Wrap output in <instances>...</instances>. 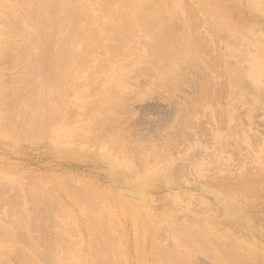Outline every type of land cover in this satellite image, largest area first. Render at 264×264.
Listing matches in <instances>:
<instances>
[{"label": "rangeland", "instance_id": "374dc122", "mask_svg": "<svg viewBox=\"0 0 264 264\" xmlns=\"http://www.w3.org/2000/svg\"><path fill=\"white\" fill-rule=\"evenodd\" d=\"M219 185L264 188V0H0V264H264L227 186L222 244L183 242Z\"/></svg>", "mask_w": 264, "mask_h": 264}, {"label": "bare ground", "instance_id": "6f19581e", "mask_svg": "<svg viewBox=\"0 0 264 264\" xmlns=\"http://www.w3.org/2000/svg\"><path fill=\"white\" fill-rule=\"evenodd\" d=\"M110 10V9H109ZM55 24H56V22H55ZM55 30V29H54ZM53 30V31H54ZM77 30V29H76ZM86 31V30H85ZM73 32H74V30H73ZM73 32L71 33V34H73ZM79 32V31H78ZM45 33V32H44ZM43 33V34H44ZM75 33V32H74ZM45 35H47V34H45ZM84 35V34H83ZM49 36V35H48ZM51 36V35H50ZM73 36V35H72ZM75 36V35H74ZM73 36V37H74ZM45 37V36H44ZM76 37H77V35H76ZM70 38H72L71 36H70ZM80 38V37H79ZM78 37H77V39H79ZM43 39V38H42ZM41 39V40H42ZM45 39H47V38H45ZM50 39V38H49ZM48 39V40H49ZM76 38H73V40H75ZM71 40V39H70ZM81 40V39H80ZM86 40V39H85ZM82 41H84V40H82ZM86 42V41H85ZM75 43V42H74ZM82 43V42H81ZM76 45H77V42H76ZM65 47H69V46H64V48ZM47 48V47H46ZM58 48V47H57ZM56 49V48H55ZM49 50V49H48ZM58 50H60L59 48H58ZM45 51V50H44ZM50 51V50H49ZM60 52V51H59ZM71 52V51H70ZM50 53H51V51H50ZM58 53V52H57ZM61 53V52H60ZM44 54V53H43ZM46 55V54H45ZM45 55H44V59H45ZM64 55V54H63ZM63 55H62V57H63ZM66 55V54H65ZM72 55V54H71ZM47 56V55H46ZM50 56V55H49ZM74 56V55H73ZM77 56V55H76ZM90 56V55H89ZM62 57H61V60H62ZM67 57V56H66ZM72 57V56H71ZM78 57V56H77ZM48 58V57H47ZM51 58H53V57H51ZM55 58H57V57H55ZM58 58H60L59 56H58ZM70 58V57H69ZM82 58V57H81ZM54 59V58H53ZM59 60V59H58ZM57 60V61H58ZM65 60H67V58L65 59ZM69 60V59H68ZM42 61V60H41ZM49 61V58H48V60L46 61H44V62H48ZM25 62V61H24ZM55 62V61H54ZM61 62V61H60ZM63 62H64V59H63ZM66 62V61H65ZM70 62V61H69ZM72 62V61H71ZM53 63V62H52ZM51 63V64H52ZM73 63V62H72ZM61 64V63H60ZM63 64V63H62ZM28 65H26V67H27ZM50 66V65H49ZM30 67V66H29ZM28 68V67H27ZM42 68H43V66H42ZM46 68V67H45ZM44 68V69H45ZM48 68V67H47ZM60 68H62V66L60 67ZM50 69V68H49ZM56 69V68H55ZM57 69H59V68H57ZM46 70V69H45ZM44 71V70H43ZM48 70H46L45 72H47ZM60 71V70H59ZM33 72V71H32ZM41 72V71H40ZM53 72H56V70L55 71H53ZM52 73V72H51ZM57 73V72H56ZM55 73V74H56ZM61 73V72H60ZM38 74H40V73H38ZM44 74V73H43ZM46 74V73H45ZM49 74V73H48ZM41 75V74H40ZM50 75V74H49ZM60 75V74H59ZM48 76V75H47ZM46 76V77H47ZM51 76V75H50ZM38 77H40V76H38ZM49 77V76H48ZM54 77V76H53ZM44 78H45V76H44ZM50 78V77H49ZM42 79V78H41ZM54 79V78H53ZM52 79V80H53ZM47 78H46V82H47ZM52 80H51V82H52ZM58 79H56V81H57ZM40 81V80H39ZM41 81H43V80H41ZM61 81V80H60ZM59 81V82H60ZM54 82V81H53ZM27 83H29V82H27ZM45 83V82H44ZM44 83H41V84H44ZM53 85H54V83H52ZM52 84H51V86H52ZM57 84V83H56ZM60 84V83H59ZM27 85V84H26ZM30 85V84H29ZM47 84H45V86H46ZM58 85V84H57ZM35 86V85H34ZM50 86V85H49ZM61 86V85H60ZM40 87V86H39ZM41 87H43L42 85H41ZM48 87V86H47ZM50 88H52V87H50ZM53 89V88H52ZM55 90V89H54ZM56 90H57V88H56ZM26 91V90H25ZM23 92V91H22ZM40 92V91H39ZM51 92V91H50ZM53 92V91H52ZM31 93V92H30ZM29 93V94H30ZM25 94V93H24ZM40 94H45V93H40ZM40 94H39V96H40ZM27 96V95H26ZM38 96V95H37ZM49 96V95H48ZM31 97V96H30ZM40 97H43V96H40ZM47 97V96H46ZM45 98V97H44ZM37 99V98H36ZM39 99V98H38ZM37 99V100H38ZM41 99H43V98H41ZM46 99V98H45ZM45 99H43V100H45ZM43 100L41 101V106H42V102H43ZM50 100V99H49ZM47 102V101H46ZM44 104V103H43ZM46 104V103H45ZM44 104V105H45ZM26 105V104H25ZM42 108V107H41ZM44 108V107H43ZM47 108V107H46ZM50 109V108H49ZM28 112V111H27ZM45 112V111H44ZM41 123H44V122H41ZM206 179H209V176H211V175H209L208 177L207 176H205V175H203ZM214 176V175H213ZM213 176H211V177H213ZM200 177H202V175L200 176ZM203 177V178H204ZM221 177V176H220ZM248 177H250V178H252L251 176H248ZM247 177V178H248ZM197 178H199L198 176H197ZM196 178V179H197ZM215 178H217L216 176H215ZM215 178H210L209 180H210V183L209 184H212V179H215ZM208 180V181H209ZM246 180V179H245ZM244 180V181H245ZM257 180V179H256ZM208 181L206 182L207 184H208ZM213 181H215V180H213ZM250 181V180H249ZM248 180H247V183L249 182ZM255 181V180H254ZM204 182V183H205ZM257 182H258V180H257ZM205 183V184H206ZM214 183V182H213ZM246 183V182H245ZM260 183V182H259ZM249 184V183H248ZM252 184V183H251ZM256 184V183H255ZM214 185H216V183H214ZM218 185V184H217ZM216 185V186H217ZM216 186H213V187H216ZM223 186H227V185H222V187L219 185L218 187L219 188H223ZM247 186V185H246ZM254 186V185H253ZM258 185H255L254 187H257ZM259 186H260V184H259ZM259 186H258V189H259ZM210 188V187H208V188H210V189H208V190H206L202 195H203V197H207V199H211L213 202L212 203H209V200L206 202V203H208V205H209V207H208V211L209 212H213V215H211V216H213V218H211L210 216H209V219H206V218H203L202 216H199V215H197L196 213V215L195 214H192V213H190V212H188V213H185L183 216H182V220H184L182 223H184V225H185V228L187 229H191V231H195V233L197 232L198 234V236L200 235L199 234V231H201L202 232V234L203 235H205V236H201L200 235V239H199V241H198V237H192V236H194V234L192 235V234H190L191 232H189V234L190 235H192V236H190V238H188V236L186 237H184V239H183V242H190V243H192L194 246H196L197 245V247H204V248H207V246L208 245H203L202 244V242L203 243H207L206 242V239H205V237L207 238V236L208 235H210V239H213V241H214V239L217 237V236H219L221 239H218V240H222V242L224 241L223 239H225L224 238V236L226 237V235L224 234V228L223 229H220V230H218V232L220 231V234H215V235H217V236H215V238H212L214 235H213V232L212 231H210L209 230V232L206 230L205 231V229H207V227L208 226H204V225H207L208 223H209V221H211L212 223H214V224H219V223H222V222H225V220L227 221V219H229L231 216V212H230V210H229V206L230 205H228L227 203H226V201L227 200H225V195H224V197H223V194H220V193H218V191L220 190V191H224L225 189V187L223 188V189H217V187L216 188ZM228 187V186H227ZM248 187V186H247ZM261 187V186H260ZM228 188H230V187H228ZM228 188H226V190H225V192L227 193V191H228V193L226 194L227 196H228V194H230L229 195V197H231V196H233V195H236V196H238V197H234L233 196V200H234V202H235V200H236V198L239 200L240 198V200L241 201H239V204H240V202H241V207H239L240 205H238L237 203H235V204H232V205H238V209L236 208L235 210H238V211H240L241 209L240 208H244V210L242 209V211H241V215H242V212H244L245 211V209H248L247 210V212H253L254 214V216L252 215V217L254 218H256V219H258L261 223L262 222H264V188L262 189V188H260V190L258 191L256 188V190L258 191V192H255V191H251V190H247L248 192V194L250 193V196L249 195H247V193H246V190H244L245 192H241V190H242V188H241V190H232L231 188V190L230 189H228ZM228 189V190H227ZM261 189H262V191H261ZM204 190V189H203ZM219 191V192H220ZM231 191L232 192H236V194H234V193H231ZM243 191V190H242ZM251 191V192H250ZM222 193V192H221ZM245 193H246V195H245ZM232 194V195H231ZM249 196V198H251L250 199V201H247V197ZM246 197V198H245ZM232 200V199H231ZM242 202H243V205H242ZM258 202V203H257ZM251 203V204H250ZM233 206V207H234ZM235 206V207H236ZM231 208V207H230ZM232 209V208H231ZM233 210V209H232ZM19 212V211H18ZM152 212V211H151ZM200 215H201V213L200 212H198ZM250 213V214H251ZM27 214V213H26ZM239 214V213H238ZM247 215V214H246ZM245 214H244V216H246ZM243 216V215H242ZM247 216H249V215H247ZM251 216V215H250ZM199 217V218H198ZM175 220V219H174ZM181 220V221H182ZM172 222H174V221H172ZM178 222V221H177ZM180 222V221H179ZM181 223V222H180ZM23 224V227H25V224L24 223H22ZM22 224H18V227L21 229V230H25V229H23V227L21 226ZM176 224V223H175ZM197 224V225H196ZM200 224H204V225H200ZM263 224V223H262ZM177 225V224H176ZM179 225H183V224H179ZM221 225V224H220ZM224 225H225V223H224ZM228 225V224H227ZM263 227H264V224L262 225ZM5 228H7V227H5ZM26 228V227H25ZM27 228H28V226H27ZM182 228H184L183 226H182ZM211 228V227H210ZM10 229V228H9ZM9 229L7 230V231H9ZM186 229H183V230H185L186 231ZM192 229H195V230H192ZM208 229H209V227H208ZM218 229V228H217ZM183 230H180V231H183ZM10 231H11V229H10ZM9 231V232H10ZM30 231V230H29ZM29 231H27L28 233H30ZM184 231V232H185ZM190 231V230H189ZM214 231V230H213ZM183 232V233H184ZM207 232H208V235L206 236V234H207ZM211 232V233H210ZM186 234H188L187 232H186ZM188 234V235H189ZM213 235V236H212ZM195 236H196V234H195ZM221 236H223V238L221 237ZM1 238H4V237H1ZM0 238V239H1ZM13 238V237H12ZM209 238V237H208ZM207 238V239H208ZM5 239V238H4ZM6 239H8V238H6ZM210 239H208V240H210ZM217 240V238L215 239V242H217L218 243V245H219V242L218 241H216ZM9 241H11V242H13V239L11 240H8V242ZM2 242H4L5 243V241H3V240H1V243H0V245L1 244H3ZM6 243H7V241H6ZM5 243V244H6ZM10 243V242H9ZM8 243V244H9ZM213 243L214 242H212V245H213ZM13 244V243H12ZM15 244V243H14ZM222 244V243H221ZM220 244V245H221ZM35 245H37V244H35ZM215 245H217L216 243L214 244V246ZM219 245V246H220ZM57 246H58V244H57ZM179 246L181 247L182 245H180L179 244ZM222 246V248H224V245L222 244L221 245ZM221 246H220V248H218L217 250L219 251V252H217L216 250H214L213 248H208V250L209 249H211V251L212 252H210L211 253V261L213 262V264H247V263H249L248 261H251L250 260V258H247L248 259V261L247 262H245L244 263V261H242V259H243V256H241L242 255V253H243V255H245L247 252H242L240 255H238V252H228L227 250L229 249L230 250V247L229 246H227L226 248H228V249H226V251L227 252H223V251H225V248L224 249H222V252L220 251V249H221ZM11 247V246H10ZM215 247H218V246H215ZM1 248H3L4 249V247H2L1 246ZM13 248H15V247H13ZM6 249V248H5ZM11 249V248H10ZM91 249V248H90ZM84 250V249H83ZM0 251H2L1 249H0ZM10 251V250H9ZM22 251V250H21ZM24 251V250H23ZM25 251H27V250H25ZM31 251V250H30ZM65 251V250H64ZM92 251V250H91ZM5 252H6V250H5ZM67 252H68V250H67ZM2 253H3V251H2ZM51 253V252H50ZM53 253V252H52ZM50 254L51 255V257H52V261H55V258L57 259V261H58V258L55 256V255H57V253L54 251V253L53 254ZM60 253V252H59ZM89 254V258H90V260H89V263H91V264H97L95 261H97L98 260V264H99V260H100V264H112V262H111V260L112 259H110L111 258V256H108V254H107V252H88ZM153 254L152 255H154V256H152L153 258H152V260L154 259V261L156 260V263L157 264H174L173 262H171L170 260H168V258H164V256H165V254L166 253H168V252H152ZM255 253V252H254ZM96 254V255H95ZM136 254V253H135ZM150 254V253H149ZM59 255V254H58ZM84 255H86V254H84ZM109 255H110V253H109ZM144 255V254H143ZM151 255V254H150ZM263 255V254H262ZM95 256H97L96 258H100V259H97V260H95L96 258H95ZM138 256V255H137ZM259 256V255H258ZM264 256V255H263ZM31 257V256H30ZM248 257H250V256H248ZM256 257V256H255ZM84 258H86L85 256H84ZM246 258H244L243 260H245ZM148 260V259H147ZM254 260V259H253ZM252 260V261H253ZM30 261H31V259H30ZM32 261H34V262H36V264L38 263L36 260H32ZM153 261V263L155 264V262ZM252 261L250 262V263H252ZM256 261V260H255ZM255 261H254V263H255ZM81 262H83V261H81ZM0 263H2V262H0ZM31 263H33V262H31ZM53 263H56V262H53ZM85 263V262H84ZM88 263V264H89ZM115 263V262H114ZM152 263V264H153ZM253 263V264H254ZM82 264V263H81Z\"/></svg>", "mask_w": 264, "mask_h": 264}]
</instances>
